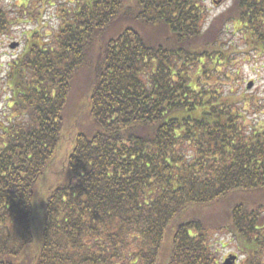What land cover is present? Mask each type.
<instances>
[{
    "label": "trees",
    "instance_id": "trees-1",
    "mask_svg": "<svg viewBox=\"0 0 264 264\" xmlns=\"http://www.w3.org/2000/svg\"><path fill=\"white\" fill-rule=\"evenodd\" d=\"M7 1L0 40L34 27L0 80V264H223L226 239L264 264L263 112L222 88L264 60V0L224 42L207 0Z\"/></svg>",
    "mask_w": 264,
    "mask_h": 264
},
{
    "label": "rangeland",
    "instance_id": "rangeland-1",
    "mask_svg": "<svg viewBox=\"0 0 264 264\" xmlns=\"http://www.w3.org/2000/svg\"><path fill=\"white\" fill-rule=\"evenodd\" d=\"M11 0H8L7 3L10 4V8H13L15 6L14 2L17 0H13L12 3H10ZM208 2V7L210 8V17L207 19L208 21L206 22L205 26H211L214 22V25L219 28L220 24L219 21H217L219 16L225 12L232 4V0H207ZM52 11L51 7H48L46 11H44V20H50L51 24H53L55 21L54 19H50L49 15L50 12ZM47 12V13H46ZM213 25V26H214ZM34 26H28V27H22L19 28L15 34L10 35L9 37L2 38L0 40V80H3L6 77L7 70H8V64L10 60L15 58L17 55L21 52L22 50V45L24 40L26 39L25 31L32 29ZM205 27V28H206ZM230 28V29H229ZM220 33L221 38L223 39V42L231 37L232 34V24L226 25L224 24L222 27H220ZM232 38V37H231ZM237 39V38H236ZM17 43L16 46L14 43ZM237 45L239 46L238 50H244L245 47L242 43H240V39H237ZM250 57L246 59H233V62L235 61L234 67H232V63H229L227 71L229 72H234L230 74V78L225 79L224 75H222L223 79V85L222 88L224 91L228 92L231 88L232 90L240 97L243 95L245 89H247L248 93L247 95H250L252 100H256V106L255 108L257 109L256 113H262L261 118L259 119L263 120L264 119V60H257L256 58L253 57L252 53ZM223 73V72H222ZM221 73V74H222ZM214 80H217L214 78ZM249 81H254V85L249 89L247 87V84ZM83 86V88L81 87ZM85 84H80L79 89H84ZM82 94V93H81ZM5 96V93H2L0 95V114L4 111V101L3 97ZM74 99V103H75ZM76 104H79L76 101ZM75 111L72 109L69 113L70 116L74 115ZM227 201V200H226ZM225 201V202H226ZM224 202V201H221ZM220 209H217L218 213H224L227 208L230 207L229 204L227 203H222L218 206ZM222 211V212H220ZM223 239V237L221 236ZM226 246L225 248L221 247V250L223 252V255H226V257L230 254H238L236 253V248L233 246L232 242H228V239L225 240ZM219 246H221L219 244ZM239 255V254H238ZM242 258V255H239L237 264L240 263ZM242 264V263H240Z\"/></svg>",
    "mask_w": 264,
    "mask_h": 264
},
{
    "label": "water",
    "instance_id": "water-1",
    "mask_svg": "<svg viewBox=\"0 0 264 264\" xmlns=\"http://www.w3.org/2000/svg\"><path fill=\"white\" fill-rule=\"evenodd\" d=\"M236 256H230L229 258H226V262L225 264H234L235 258Z\"/></svg>",
    "mask_w": 264,
    "mask_h": 264
}]
</instances>
